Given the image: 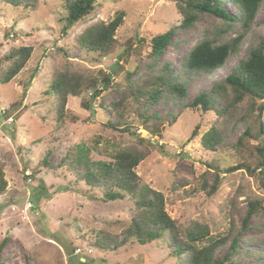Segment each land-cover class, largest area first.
<instances>
[{
	"label": "rangeland",
	"instance_id": "rangeland-1",
	"mask_svg": "<svg viewBox=\"0 0 264 264\" xmlns=\"http://www.w3.org/2000/svg\"><path fill=\"white\" fill-rule=\"evenodd\" d=\"M177 1L101 0L68 34L62 30L66 14L62 0H37L35 9L0 1V75L14 48L31 45L34 49L18 75L9 83L0 82V162L8 180V188L0 194V264H79V260L93 264H179L182 260L184 255H173L162 240L145 245L127 240L136 212L131 196L126 193L121 199L106 200L101 190L76 181L61 166L67 149L78 144L89 148L94 161L112 160L122 146L149 148L136 172L143 185L163 194L165 211L179 230L192 220L205 224L211 237L230 234L239 239L241 251L235 254L236 261L264 264V177L244 169L224 173L213 195L207 194L203 184L211 182L215 171L208 164L222 170L241 161L232 147L219 151L205 148L203 134L212 126L221 128L225 143L232 146L246 128L243 122L226 125L213 110L186 108L163 95L147 109L128 99L123 115L131 129L117 130L106 125L118 119L112 105L105 102L101 106L99 98L91 99L92 90L70 97L65 116L58 119L56 98L49 87L59 70L96 78L109 74L111 84L105 93L110 92L112 98L114 90L125 87L127 72L141 84L167 62L186 85V102H192L199 93L223 81L264 38L263 1L238 53L231 54L224 66L210 75H186L182 64L199 40L208 36L225 41L241 32V25L234 22L228 27L229 23L215 14L204 12L191 27H181ZM223 6L240 16L229 0H223ZM118 11H125L126 16L116 32L114 54L103 57L76 47L75 36L83 28L97 20L109 21ZM221 26L228 30L219 34ZM169 29L174 31L172 41L162 56L153 57L151 38ZM238 111L244 112L242 108ZM142 113L153 116L147 125ZM152 122L159 127L156 133L147 128ZM194 130L197 134L192 136ZM139 138L149 139L152 145L141 144ZM41 196L47 200L39 205L36 201ZM256 200L263 208L249 214L251 202ZM103 234L121 245L96 249L90 242ZM225 253L226 247H222L216 255Z\"/></svg>",
	"mask_w": 264,
	"mask_h": 264
},
{
	"label": "trees",
	"instance_id": "trees-1",
	"mask_svg": "<svg viewBox=\"0 0 264 264\" xmlns=\"http://www.w3.org/2000/svg\"><path fill=\"white\" fill-rule=\"evenodd\" d=\"M14 7L35 9L37 0H0ZM101 0H62L66 14L62 18V30L68 34L75 25L85 20L97 8ZM237 6L240 16L232 14L223 6V0H178V12L182 16L181 27L189 28L199 19L201 13H212L225 22H239L241 32L225 41L219 42L216 37H204L199 40L187 53L182 64V72L193 76L196 73L212 74L224 66L228 57L239 52V46L249 33L255 16L264 0H229ZM125 11H118L109 21L97 20L83 28L74 39L75 45L80 50H88L106 57L117 51L118 39L116 32L123 24ZM228 29L218 27L222 34ZM174 31L166 30L154 35L150 40V55L158 58L163 55L167 45L172 41ZM33 46L23 45L14 48L8 55L9 64L3 68L0 82L9 83L26 66L33 53ZM124 88L114 90L116 95L110 98V92L105 93L111 84V76L103 75L101 78L90 77L78 71L59 70L52 79L49 90L56 98V112L58 119L65 116L66 106L72 96H81L82 93L92 90L91 99L99 98V104L112 105V111L117 115V122L106 123L114 129L130 131L131 126L125 121L123 110L125 102L133 99L139 107L149 108L157 104L164 95L175 104L186 108H197L203 111L213 110L223 117L226 125L234 122H243L246 126L238 141L230 146L225 143V130L212 126L202 136V145L214 151L226 150L232 147L236 150L241 161L226 169L215 164H208L215 169L210 183L204 182V189L208 195L215 194L223 180L224 173L237 169H244L256 176L264 177V38L252 48L249 54L242 58L225 76L223 81L216 82L207 90L194 97L192 102H186L187 88L184 82L178 80L171 64L165 62L158 71L141 84H136L132 79V72H127ZM35 77L31 74L26 90ZM102 85V86H99ZM119 96V98H117ZM244 110L242 114L238 111ZM143 123L147 125L152 115L140 114ZM224 124V125H225ZM226 125L224 128H226ZM121 127V128H119ZM151 133L159 131V127L152 122L147 126ZM194 130L192 136L196 135ZM255 141V142H253ZM141 144L150 140L139 138ZM149 148L129 145L120 147L110 161H94L90 150L85 145H74L67 149L60 164L87 186L101 190L106 200H117L129 194L136 208L131 231L128 239H134L145 245L156 240H162L172 249L171 253L177 257L183 256L179 264H243L234 259L240 253L239 239L230 234L218 238L210 236L209 227L205 224L190 221L180 231L176 221L165 211V199L161 192L142 184L141 177L136 172L137 166L149 155ZM45 163H48L45 161ZM8 188V180L4 165L0 162V194ZM47 198L38 197L37 204H42ZM261 202H251L249 214L256 211ZM96 237L90 243L96 249H111L120 246L105 234ZM231 239V244H229ZM126 241V240H125ZM115 243V246L113 244ZM126 243V242H124ZM123 243V244H124ZM229 244V245H228ZM226 247V253L218 257L217 251ZM79 264H93L79 260Z\"/></svg>",
	"mask_w": 264,
	"mask_h": 264
}]
</instances>
